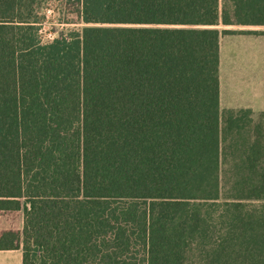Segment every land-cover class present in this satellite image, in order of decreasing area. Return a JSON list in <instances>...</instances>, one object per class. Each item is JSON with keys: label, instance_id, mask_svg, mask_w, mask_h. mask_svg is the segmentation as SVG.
Here are the masks:
<instances>
[{"label": "trees", "instance_id": "16d2710c", "mask_svg": "<svg viewBox=\"0 0 264 264\" xmlns=\"http://www.w3.org/2000/svg\"><path fill=\"white\" fill-rule=\"evenodd\" d=\"M50 6L84 26L43 40ZM219 25H264V0H0V250L264 264L260 124L222 181L248 119L222 125L221 37L238 31Z\"/></svg>", "mask_w": 264, "mask_h": 264}, {"label": "crops", "instance_id": "0c3cea01", "mask_svg": "<svg viewBox=\"0 0 264 264\" xmlns=\"http://www.w3.org/2000/svg\"><path fill=\"white\" fill-rule=\"evenodd\" d=\"M222 29H231L237 33L225 34L221 37L220 45V110L222 125L226 126L225 119L229 111L235 115L247 116V125L237 132L236 127H231L226 135V142L229 149H232L231 156L240 155L248 144L258 138L257 125H261L264 140L263 117H264V25H230ZM233 37L242 48L245 58V66L242 69L229 67V54L225 50V41ZM224 51V52H223ZM245 111V112H242ZM254 115L260 116V122L255 128H250L252 135L247 136V128L253 121ZM259 120V119H258ZM255 119V121H258ZM236 141L239 143L235 145ZM234 163V159L232 160ZM0 264H23L22 249L0 250Z\"/></svg>", "mask_w": 264, "mask_h": 264}, {"label": "rangeland", "instance_id": "374dc122", "mask_svg": "<svg viewBox=\"0 0 264 264\" xmlns=\"http://www.w3.org/2000/svg\"><path fill=\"white\" fill-rule=\"evenodd\" d=\"M221 5H223V0H221ZM58 11L55 10V8L53 6H50L46 9V13H47V19L44 22V28L42 30V34H43V40H47L50 36H58L61 34H69L71 31H73L74 29H78V28H82L84 25L83 24H79V25H75V24H68V23H63L60 19V14L57 13ZM224 26L223 25H219L218 28L222 29ZM242 42H237L233 37H231L228 42L225 41V50L226 52L229 54V67L234 69H242L245 66V58L243 56V50L242 48L239 47V45H241ZM224 52V51H223ZM221 77V74H220ZM258 120V121H255ZM261 117L254 115L253 121L249 124V127L247 128V132H243V133H247V136H251L252 135L250 132V128H255L257 123L260 122ZM264 120V117H263ZM264 125V121L262 123ZM263 132H264V128H263ZM223 149L224 152L228 154V157L226 159L223 160V170L226 171V177L222 179L223 183H224V189H226V185H230L232 183V181L234 180V178L232 177H227V176H231V174H233V162H232V156H231V151L232 149H229V144L228 142H226V140L223 142ZM230 180V182L228 183L227 180ZM228 183V184H225Z\"/></svg>", "mask_w": 264, "mask_h": 264}, {"label": "built area", "instance_id": "2783aa9c", "mask_svg": "<svg viewBox=\"0 0 264 264\" xmlns=\"http://www.w3.org/2000/svg\"><path fill=\"white\" fill-rule=\"evenodd\" d=\"M55 36H50L48 39H52V38H54Z\"/></svg>", "mask_w": 264, "mask_h": 264}]
</instances>
